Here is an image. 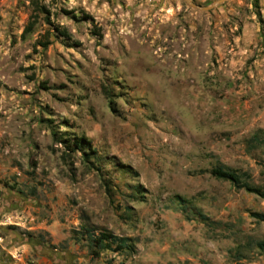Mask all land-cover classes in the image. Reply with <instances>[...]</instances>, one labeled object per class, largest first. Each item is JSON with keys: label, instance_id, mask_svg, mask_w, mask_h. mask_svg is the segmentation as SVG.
<instances>
[{"label": "rangeland", "instance_id": "374dc122", "mask_svg": "<svg viewBox=\"0 0 264 264\" xmlns=\"http://www.w3.org/2000/svg\"><path fill=\"white\" fill-rule=\"evenodd\" d=\"M259 130L264 0H0V264H264V199L209 173L264 185Z\"/></svg>", "mask_w": 264, "mask_h": 264}, {"label": "trees", "instance_id": "16d2710c", "mask_svg": "<svg viewBox=\"0 0 264 264\" xmlns=\"http://www.w3.org/2000/svg\"><path fill=\"white\" fill-rule=\"evenodd\" d=\"M254 1L256 3L257 0ZM34 10H37V15L33 14L34 16H31L34 18L33 19L31 18V20L27 22L23 34L32 31L37 21V18L40 14L48 13V10L45 8V6L40 4H36L34 6ZM53 31H55L57 35L62 37H66L68 35L65 30H60V28L58 27L53 28ZM46 33L48 35L46 40L44 41H41L40 39L36 40L35 45L44 48L49 44L50 41L49 35L52 32H50V30H47ZM250 141L254 143L255 146H262L264 144V130H259L255 132L250 138ZM67 143H68L66 144L67 148H69L72 152L81 151L83 156L86 157L87 159L89 156V152L95 153V151H91L89 143L85 142L84 138L82 137H74L71 143L69 142V140ZM209 173L216 179L229 182L236 189H242L248 193L254 194L264 199V185L252 184L250 182V174L246 171L241 172L235 169L226 168L224 166L218 165L212 167ZM109 190L110 188L107 187V191ZM176 197L179 203L182 206H184L185 199L181 198L180 196H176ZM251 216L256 218L257 220L264 221V213L252 212ZM201 217L204 218L205 216H201ZM78 233L80 234V236H76L75 239L78 241H85L86 246L90 252V255L93 258H97L102 252L105 251H110L117 254H123V253L131 254L134 252L135 249L134 243L131 238L126 236L116 235L108 230H102V229L96 230V229H91L87 226H82L79 229ZM257 246L258 248L264 251V241H258Z\"/></svg>", "mask_w": 264, "mask_h": 264}, {"label": "water", "instance_id": "95a60500", "mask_svg": "<svg viewBox=\"0 0 264 264\" xmlns=\"http://www.w3.org/2000/svg\"><path fill=\"white\" fill-rule=\"evenodd\" d=\"M189 7L195 9V10H200V11H208L220 4H223L229 0H217L215 1L213 4L208 5V6H201L199 4H196L195 2H193V0H183Z\"/></svg>", "mask_w": 264, "mask_h": 264}]
</instances>
